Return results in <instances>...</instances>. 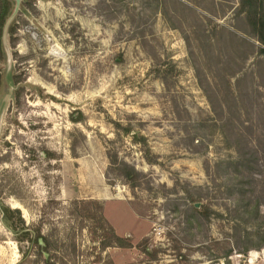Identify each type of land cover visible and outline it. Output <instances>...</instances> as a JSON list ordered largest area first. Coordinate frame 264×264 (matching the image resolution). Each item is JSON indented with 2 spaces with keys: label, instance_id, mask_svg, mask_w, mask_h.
<instances>
[{
  "label": "rangeland",
  "instance_id": "rangeland-1",
  "mask_svg": "<svg viewBox=\"0 0 264 264\" xmlns=\"http://www.w3.org/2000/svg\"><path fill=\"white\" fill-rule=\"evenodd\" d=\"M238 8L18 0L0 36V208L45 233L95 201L132 243L107 249L114 264H264V156L252 173L231 163L264 144V57ZM3 218L0 264H16L21 229ZM91 228L77 239L98 264Z\"/></svg>",
  "mask_w": 264,
  "mask_h": 264
},
{
  "label": "trees",
  "instance_id": "trees-1",
  "mask_svg": "<svg viewBox=\"0 0 264 264\" xmlns=\"http://www.w3.org/2000/svg\"><path fill=\"white\" fill-rule=\"evenodd\" d=\"M238 2L237 12L244 16L251 33L260 44L259 54L264 57V0H238ZM15 6V0H0V36L6 21L13 15ZM15 21L16 18L13 16L7 26L8 33L13 32ZM133 138L136 139V135H133ZM236 153L234 160L231 161L234 171L247 170L248 173H252L251 170L258 165L260 156H264V144L239 143ZM240 184V180L233 182L230 184L231 190L236 189ZM0 210L4 217V223L10 229L16 230L18 227L21 229V236L16 237L15 241L22 254V259L16 264H76L81 262V258L84 260V262L82 260V264H89L85 261L89 257V250L86 247L82 248V244L77 239V234H82L85 228H91L93 223H96V226L91 228L90 233L95 231L100 237L98 252H96L98 264H114L106 252L107 249L114 247L129 248L132 246L128 239L115 232L104 217L101 207L95 201L71 202L63 208L62 215L65 216V220L61 228L50 226L45 233H42L40 229L33 233L25 226L18 209L2 206ZM13 215L16 216L15 222L11 219ZM24 240H27L29 244H36V257L39 260H34L33 263L29 261L27 257L28 250L24 251L19 246ZM143 252L148 253V249L144 247ZM245 252L246 249L241 250V253L244 254ZM229 254V251L226 252V255Z\"/></svg>",
  "mask_w": 264,
  "mask_h": 264
},
{
  "label": "water",
  "instance_id": "water-1",
  "mask_svg": "<svg viewBox=\"0 0 264 264\" xmlns=\"http://www.w3.org/2000/svg\"><path fill=\"white\" fill-rule=\"evenodd\" d=\"M15 1H16V6H15V9H14L13 15L10 16V17L8 18V20L6 21L5 26H4V28H3V31H4V30L7 31V26H8V24H9L11 18L14 16V13H15L16 10H17L18 0H15ZM196 205H198V203H196Z\"/></svg>",
  "mask_w": 264,
  "mask_h": 264
},
{
  "label": "bare ground",
  "instance_id": "bare-ground-1",
  "mask_svg": "<svg viewBox=\"0 0 264 264\" xmlns=\"http://www.w3.org/2000/svg\"><path fill=\"white\" fill-rule=\"evenodd\" d=\"M256 256H257V253L252 252L249 258V262L252 263L253 260L256 258Z\"/></svg>",
  "mask_w": 264,
  "mask_h": 264
}]
</instances>
